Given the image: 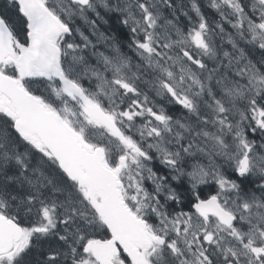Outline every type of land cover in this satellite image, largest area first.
<instances>
[{
  "label": "snow or ice",
  "instance_id": "obj_1",
  "mask_svg": "<svg viewBox=\"0 0 264 264\" xmlns=\"http://www.w3.org/2000/svg\"><path fill=\"white\" fill-rule=\"evenodd\" d=\"M207 7L2 0L0 264H264V0Z\"/></svg>",
  "mask_w": 264,
  "mask_h": 264
},
{
  "label": "trees",
  "instance_id": "obj_2",
  "mask_svg": "<svg viewBox=\"0 0 264 264\" xmlns=\"http://www.w3.org/2000/svg\"><path fill=\"white\" fill-rule=\"evenodd\" d=\"M202 10L205 12L206 15L211 17L209 15V12L203 6H202ZM107 21H108L109 26H107V27L105 26V28L107 30L106 32H108L109 34H111V33L121 34V33H118V29L122 30V33H127V29L124 28L122 25H120L119 22L117 21V19H115L113 16L112 17H108ZM201 191L203 193H208L210 191V187L209 186H204V187L201 188ZM181 192L185 196L189 197V192L186 191V186L185 185H184L183 188H181Z\"/></svg>",
  "mask_w": 264,
  "mask_h": 264
},
{
  "label": "rangeland",
  "instance_id": "obj_3",
  "mask_svg": "<svg viewBox=\"0 0 264 264\" xmlns=\"http://www.w3.org/2000/svg\"><path fill=\"white\" fill-rule=\"evenodd\" d=\"M206 1V3H208V0H205ZM102 13H103V11H102ZM185 186H186V189L188 188V186H187V184H185ZM191 196V193L189 192V197Z\"/></svg>",
  "mask_w": 264,
  "mask_h": 264
}]
</instances>
